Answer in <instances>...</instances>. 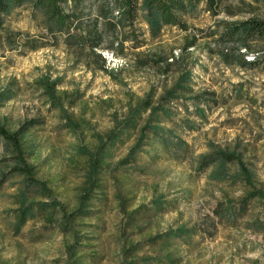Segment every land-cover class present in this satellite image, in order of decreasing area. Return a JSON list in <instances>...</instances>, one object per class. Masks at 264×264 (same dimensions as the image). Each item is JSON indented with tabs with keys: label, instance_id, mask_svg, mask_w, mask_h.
Returning <instances> with one entry per match:
<instances>
[{
	"label": "rangeland",
	"instance_id": "374dc122",
	"mask_svg": "<svg viewBox=\"0 0 264 264\" xmlns=\"http://www.w3.org/2000/svg\"><path fill=\"white\" fill-rule=\"evenodd\" d=\"M222 4L229 10L199 9L187 19L188 33L199 37L188 54L192 85L215 91L216 100L203 112L189 100L167 104L162 131L135 154L138 131L129 136L119 125L153 89L157 104L185 68L142 69L134 54L101 51L119 84L67 57L39 13L15 8L3 17L0 125L9 132L29 125L22 145L34 177L26 186L13 174L15 151L0 137V264H264V43L248 42L244 59L254 62L242 67L235 55L231 64L218 55L236 43L216 40L226 22L264 20V0ZM179 32L166 28L164 38L172 42ZM23 37L39 47H21ZM139 49L144 58L147 46ZM57 79L51 100L43 82ZM113 133L116 144L91 182L92 153ZM220 151L240 163L222 166ZM25 202L34 203L33 217L18 221ZM182 228L183 240L166 237Z\"/></svg>",
	"mask_w": 264,
	"mask_h": 264
},
{
	"label": "trees",
	"instance_id": "16d2710c",
	"mask_svg": "<svg viewBox=\"0 0 264 264\" xmlns=\"http://www.w3.org/2000/svg\"><path fill=\"white\" fill-rule=\"evenodd\" d=\"M223 0H0V24L4 16L11 14L15 8H29L33 13H39L41 22L47 34L55 44H62L67 57L82 60L89 69H99L110 75L113 81L121 84L122 78L109 69L101 51L110 52L115 57L125 59L128 54L136 55V65L142 69H157L168 72L173 65L185 68L179 72L171 88L164 90L153 103L155 89L140 99L139 104L131 107L127 116L119 125L120 131L130 136L138 131L136 140L130 148V154L137 153L147 143L157 138L162 131L163 118L169 115L170 109L166 106L174 100L191 101L196 111L203 112V106L210 100H216L215 91L194 89L190 74V48H195L199 37L189 32L187 19L197 15L199 9L212 15L219 13ZM227 10V5H223ZM229 14H234L231 9ZM143 24L144 26H142ZM174 27L179 30L171 37L172 42L165 40V29ZM220 42L234 41L236 48L231 51H219L222 62L231 64L233 55L236 62L244 67L254 61H246L244 56L251 52L248 42L264 43V20L247 18L226 22L222 33L217 35ZM33 42V43H32ZM147 46V55L139 48ZM23 48L37 49L39 45L23 37ZM175 49L178 54L175 55ZM243 49V51H240ZM256 57L253 58V60ZM43 82V81H42ZM58 79L48 82L45 80V89L51 100L56 98L55 85ZM3 99V97H1ZM149 110L145 122L138 126L144 111ZM70 124L76 126L73 121ZM29 125H23L14 132H9L0 125V137L15 151V168L13 174L21 177L26 186L33 181V165L28 162L25 147L22 145L24 136L28 135ZM171 131V130H170ZM117 135L109 134L100 145L98 153H92L89 174L91 182L98 183L100 169L104 167L103 160L108 148L116 144ZM218 162L222 166L236 162L234 153L220 151ZM237 163V162H236ZM240 162L238 161L237 164ZM242 165V164H241ZM221 172V171H220ZM240 173H235V181L240 179ZM244 173L247 170L244 169ZM246 180L248 175L246 174ZM92 184V183H91ZM25 197H23L24 200ZM27 202H25L26 205ZM33 202L21 209L18 221H25L33 217ZM185 229L178 232L170 231L166 237L180 238L189 235ZM160 239V238H159ZM161 240V239H160ZM169 259V258H168ZM163 264L161 260L144 259L143 264ZM135 259L129 264H135Z\"/></svg>",
	"mask_w": 264,
	"mask_h": 264
}]
</instances>
